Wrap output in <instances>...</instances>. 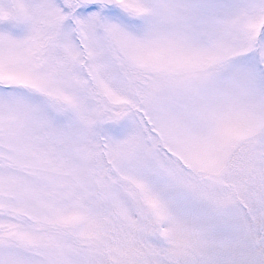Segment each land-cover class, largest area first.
<instances>
[{"label":"snow or ice","instance_id":"obj_1","mask_svg":"<svg viewBox=\"0 0 264 264\" xmlns=\"http://www.w3.org/2000/svg\"><path fill=\"white\" fill-rule=\"evenodd\" d=\"M0 264H264V0H0Z\"/></svg>","mask_w":264,"mask_h":264}]
</instances>
